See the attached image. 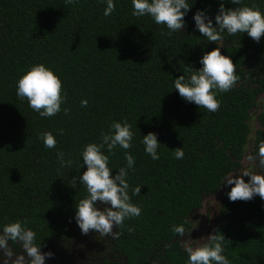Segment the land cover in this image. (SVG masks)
Here are the masks:
<instances>
[{
	"label": "trees",
	"instance_id": "trees-1",
	"mask_svg": "<svg viewBox=\"0 0 264 264\" xmlns=\"http://www.w3.org/2000/svg\"><path fill=\"white\" fill-rule=\"evenodd\" d=\"M114 2L106 17L103 0H0V229L27 221L42 246L67 232L76 222L75 202L87 196L75 179L86 170L80 153L99 144L113 122L127 120L134 132L127 151L135 159L129 195L141 214L117 228L118 249L132 264H187L182 239L194 229L204 198L223 189L264 140V113L260 129L251 124L264 91V36L257 43L247 33L222 34V54L232 58L237 80L227 92L214 90L220 107L209 112L186 103L174 79L201 67L204 51L217 46L193 31L192 21L209 6L215 15L217 0H188V26L171 34L148 15L134 16L131 0ZM241 6L264 14V0L226 4ZM37 63L62 81L65 102L48 118L16 95L17 80ZM44 132L54 135L55 148L44 146ZM149 132L161 143L158 160L141 143ZM181 147L185 155L176 159ZM104 151L110 168L126 165V150ZM57 152L72 166L62 167ZM137 186L141 194L132 195ZM227 193L217 228L226 238L222 254L229 264H264V200L230 202ZM173 225H183L184 235L173 233Z\"/></svg>",
	"mask_w": 264,
	"mask_h": 264
},
{
	"label": "clouds",
	"instance_id": "clouds-1",
	"mask_svg": "<svg viewBox=\"0 0 264 264\" xmlns=\"http://www.w3.org/2000/svg\"><path fill=\"white\" fill-rule=\"evenodd\" d=\"M67 3H75L76 0H66ZM106 3L104 16H109L115 11L114 0H103ZM242 4V0H217L218 8L213 15L210 6L198 9L192 16L193 31H198L201 37L214 42L217 46L211 51H204L199 59L201 67L192 68L190 74L180 75L174 79V89L179 96L189 104H195L199 108H206L209 112H215L220 104L216 99L217 92H227L236 83L235 64L229 55L222 54V34L228 35L247 33L255 42L259 43L264 36V14L258 8L241 6L226 7V4ZM132 14L137 17L148 15L157 25H166L169 34L180 31L188 26L185 17L192 10L188 0H131ZM183 73L188 70H182ZM16 95L26 99L28 105L41 117L48 118L61 111V105L65 102L62 96V81L55 72L43 63L31 65L17 80ZM82 106L87 101L81 102ZM67 114V109L64 110ZM41 140L46 148L56 147V139L51 132L41 134ZM134 132L132 125L125 120L113 122L108 133H103L101 142L89 143L84 146L80 156L82 168H86L82 175L76 179L79 184L86 187L87 196L75 202V216L77 226L83 234L94 230L102 235H116L114 228H119L126 219L138 217L141 208L132 203L129 195L128 175L129 169L135 165L134 157L127 151L132 147ZM141 143L144 151L153 160H158V148L160 141L158 134L149 132L143 135ZM119 146L125 151L126 165L119 168L109 167L108 153ZM185 153L181 148L174 150L176 159H182ZM58 160L62 167H71L73 161L65 160L63 152H57ZM248 160L257 161L261 169H264V140L258 144L256 155H249ZM118 171L113 175V170ZM245 177L249 179L246 181ZM224 185L230 188L227 196L230 202L250 201L256 196L264 200V175L254 174L245 170L241 175L227 176ZM73 187V186H72ZM74 188V187H73ZM141 187L133 189L132 195H140ZM25 222H13L0 229V249L8 256L12 255L7 249L8 241H19L26 253L29 264H46L54 253H44L41 246L35 244V233ZM131 231V229H130ZM175 234L184 235L183 225H173ZM209 235L210 242L199 247H188L187 264H229L223 255L224 235ZM23 257L16 262L22 264Z\"/></svg>",
	"mask_w": 264,
	"mask_h": 264
},
{
	"label": "flooded vegetation",
	"instance_id": "flooded-vegetation-1",
	"mask_svg": "<svg viewBox=\"0 0 264 264\" xmlns=\"http://www.w3.org/2000/svg\"><path fill=\"white\" fill-rule=\"evenodd\" d=\"M258 86L261 88L262 84L258 83ZM256 102V106L251 110V124L254 131L261 128L260 115L264 113V91L258 94ZM254 121L257 127L254 126ZM113 231L118 233L117 228ZM117 236L118 234L102 235L94 230L83 234L76 222H72L68 225L67 232L48 240L45 246L39 242L35 244L41 246L44 253L49 251L54 253L51 259L46 260V264H132L118 249ZM7 249L11 250L12 255L8 256L0 249V264H16L20 257L24 258L22 264H29V259L19 241H8Z\"/></svg>",
	"mask_w": 264,
	"mask_h": 264
},
{
	"label": "rangeland",
	"instance_id": "rangeland-1",
	"mask_svg": "<svg viewBox=\"0 0 264 264\" xmlns=\"http://www.w3.org/2000/svg\"><path fill=\"white\" fill-rule=\"evenodd\" d=\"M254 126L257 127V123L254 121ZM248 170L254 174L264 175V169H261L257 161H250L248 158H244L242 162V168L235 172V175H241L243 171ZM249 178L245 177L247 181ZM230 191V188L225 186L219 192L204 198L203 207L197 212L194 220V229L188 235H185L182 239V243L185 248L199 247L210 242L209 235L217 232L218 223L222 216L223 201L225 199V193ZM150 264H162L159 262H153Z\"/></svg>",
	"mask_w": 264,
	"mask_h": 264
}]
</instances>
